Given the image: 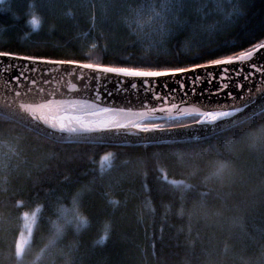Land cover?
I'll list each match as a JSON object with an SVG mask.
<instances>
[{"label": "trees", "instance_id": "1", "mask_svg": "<svg viewBox=\"0 0 264 264\" xmlns=\"http://www.w3.org/2000/svg\"><path fill=\"white\" fill-rule=\"evenodd\" d=\"M166 7L0 0V53L161 72L264 42V0ZM0 150V264H264V110L213 135L137 145L57 142L0 114Z\"/></svg>", "mask_w": 264, "mask_h": 264}, {"label": "water", "instance_id": "2", "mask_svg": "<svg viewBox=\"0 0 264 264\" xmlns=\"http://www.w3.org/2000/svg\"><path fill=\"white\" fill-rule=\"evenodd\" d=\"M260 110L264 43L218 63L165 72L0 53V114L57 142L128 145L201 137ZM214 113L222 115L204 118ZM187 116L199 118L155 123Z\"/></svg>", "mask_w": 264, "mask_h": 264}, {"label": "rangeland", "instance_id": "3", "mask_svg": "<svg viewBox=\"0 0 264 264\" xmlns=\"http://www.w3.org/2000/svg\"><path fill=\"white\" fill-rule=\"evenodd\" d=\"M172 1L173 0H161V4L163 5V9L164 10H166V6H167V4H171L172 3ZM217 1H219V0H214V3H217ZM219 5H221V4H219ZM151 6L152 7H154L155 8V6H157V7H159L158 9H162V7H160L159 5H158V3L157 2H154L153 3V5L151 4ZM156 25L158 24V23H155ZM158 26V25H157ZM161 72H165V71H161ZM216 116H218V115H216V114H209V115H207V116H205L204 118H206V119H211V118H215ZM162 125V124H161ZM163 126H167V125H163ZM11 148H10V146H9V150H10ZM14 152V151H13ZM2 155V152H1V150H0V156ZM24 225H25V230L23 231V236L25 235V237H27L28 238V236L30 237V234L28 235L26 232H28V233H30L32 230H33V226H34V223H35V218H36V215H35V213L34 212H30V213H25L24 214ZM24 239V238H23ZM26 239V238H25ZM20 245H21V247H24V245H25V241H21L20 242ZM26 246V245H25Z\"/></svg>", "mask_w": 264, "mask_h": 264}, {"label": "bare ground", "instance_id": "4", "mask_svg": "<svg viewBox=\"0 0 264 264\" xmlns=\"http://www.w3.org/2000/svg\"><path fill=\"white\" fill-rule=\"evenodd\" d=\"M263 43H264V42H263ZM263 43H261L260 45H262ZM260 45H258V46H260ZM255 48H257V47H255ZM255 48H252V49H250L249 51H251V50H253V49H255ZM231 58H233V57H231ZM227 59H229V58H227ZM223 60H225V59H223ZM52 61H56V62H67V61H58V60H52ZM220 61H222V60H220ZM220 61H218V62H220ZM218 62L216 61V62H212V63H206V64H203V65H208V64L218 63ZM73 63H74V62H73ZM198 66H202V65H198ZM196 67H197V66H196ZM262 111H263V110H262ZM260 112H261V110L255 112L254 114L250 115L249 117L245 118L244 120H240V121H238V122H235V123L229 125L228 127L224 128V129H222V130H220V131H223V130L228 129V128L234 126V125H237V124L241 123L242 121H245V120H247V119H249V118L255 116L256 114H258V113H260ZM214 114H216V113H214ZM226 114H227V115H229V114L232 115V112H226ZM226 114H225V115H226ZM216 115H222V114H216ZM220 131H217V132L212 133V134H209V135L216 134V133H218V132H220ZM206 136H208V135H206ZM201 137H203V136H201ZM190 138H191V137H190ZM190 138H178V139H190ZM193 138H199V137H193ZM178 139H177V138H176V139H166V140H164V141H167V140H178ZM136 145H137V144H136Z\"/></svg>", "mask_w": 264, "mask_h": 264}]
</instances>
